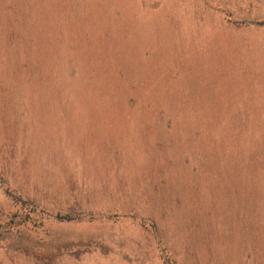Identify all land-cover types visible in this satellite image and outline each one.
Segmentation results:
<instances>
[{"label":"rangeland","instance_id":"obj_1","mask_svg":"<svg viewBox=\"0 0 264 264\" xmlns=\"http://www.w3.org/2000/svg\"><path fill=\"white\" fill-rule=\"evenodd\" d=\"M166 261L264 264V0H0V264Z\"/></svg>","mask_w":264,"mask_h":264},{"label":"trees","instance_id":"obj_2","mask_svg":"<svg viewBox=\"0 0 264 264\" xmlns=\"http://www.w3.org/2000/svg\"><path fill=\"white\" fill-rule=\"evenodd\" d=\"M7 194H9L12 200H14L15 202H18L21 206H24V208L26 207L25 209L27 210V212L24 215V218H26L25 220L31 219V214H33L37 210L36 207H34L32 203L22 199L21 197L14 196L11 192H7ZM56 218L60 220H66V221L72 220V217L69 215H63V216L57 215ZM166 264H169V263L166 261Z\"/></svg>","mask_w":264,"mask_h":264}]
</instances>
